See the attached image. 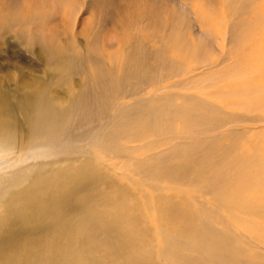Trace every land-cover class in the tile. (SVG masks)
Listing matches in <instances>:
<instances>
[{
	"label": "bare ground",
	"instance_id": "bare-ground-1",
	"mask_svg": "<svg viewBox=\"0 0 264 264\" xmlns=\"http://www.w3.org/2000/svg\"><path fill=\"white\" fill-rule=\"evenodd\" d=\"M15 1L0 4V46L9 39L14 47L26 46L39 70H0V264H149L139 225L151 220L141 215L140 222V210L128 201L137 191L122 180L140 189L148 205L182 187L216 197V210L198 226L187 209L158 207L156 232L169 254L178 251L172 264H264V225L251 220L264 217V206L249 196L257 188L253 193L264 199V154L253 136L264 131L257 126L264 116L251 115L252 103L238 113L222 106L228 100L223 90L239 95L245 81L252 88L242 97L258 96L254 101L264 106V76L252 84L247 71L241 79L229 70L236 63L228 50L239 49L241 24L237 38L219 31L220 20L233 21L230 12L243 0H166L159 6L155 0H84L98 19L77 25V18L66 20L65 9L55 14ZM259 1L249 0L251 9ZM191 18L197 23L192 33L173 48L174 27ZM52 23L63 30L33 33ZM72 23L80 30L72 32ZM216 32L222 37L212 40ZM204 42L219 58L210 66L218 72L203 84L192 78L203 70L197 53ZM112 170L118 179L107 175ZM94 221L102 222L95 235ZM248 226L260 229L241 234Z\"/></svg>",
	"mask_w": 264,
	"mask_h": 264
},
{
	"label": "rangeland",
	"instance_id": "rangeland-1",
	"mask_svg": "<svg viewBox=\"0 0 264 264\" xmlns=\"http://www.w3.org/2000/svg\"><path fill=\"white\" fill-rule=\"evenodd\" d=\"M102 1H104V0H98V2H102ZM3 2L6 5L9 4V0H7V1L6 0H0V4L3 3ZM11 2H12V4L14 2L16 3L15 0H13V1L11 0ZM24 2L28 6L37 5L36 8H38L39 10H41V8H40L41 5H42V7L44 8L45 11H47L49 8H52L53 10H55V14H58V10L59 9H65L64 13H65L66 20H69V18L72 17V21H70V22H73V20L77 18L78 20L76 19V25L80 21L82 23V22H87L89 20V21H93V23H94L98 19V14L97 15L96 14L95 15H91V13L89 11H87L88 9H87V6H85L86 4H84V0H71L68 3H66V2L60 3L57 0H24ZM166 2H167L166 0H155V5L159 6V5L165 4ZM193 3L194 2H192V4ZM9 6L11 7V3H10ZM16 6H14L11 9H9L10 12H9V10H5V13H3V15L7 16V14H8V17H10L13 13L17 12L16 11ZM20 6H21V4H20ZM170 6L172 7V5H169L168 7H170ZM250 6H251V2H249V0H243L242 3L238 4V7H236L235 9L233 8L234 9V10H232L233 12L231 11L230 13H234V20L231 21L228 17H226V19H224V21L220 20L221 23L219 24L220 25L219 31L222 32V30H223V32H222L223 34L222 35L226 34L227 31H228V34H227V39L228 40H230L232 38H237L238 35L236 33V26L238 24H241L239 27L242 28V32H241V35L238 36V37H243L242 43L240 44L239 49H237V48L235 49V46L232 45V46L229 47V50H228L229 53L232 54L231 55L232 59H234L235 63H236V66L231 67L229 70L232 72V74H236L237 77L238 78L240 77L241 79H243L242 77H245V76H242V73L247 71L248 74H246V75L252 76V80L253 81L251 80V82L253 84L254 80H257L258 75L261 76V77L264 76V70H263L264 66L262 65V64H264V0H260L259 1L258 5H257L258 8L251 9ZM3 7L7 9V6H3ZM198 7H199V10H202L203 13H205V14L208 13L207 12L208 11L207 8H205L203 6L202 7L198 6ZM249 7L251 9L250 12L252 11V14L258 15L257 17H259V18H257L256 16L254 17L251 14H249V12H248L249 11L248 10ZM99 9L100 10L98 11V13L99 12L102 13V11L104 10L102 8H99ZM164 9H166V8H164ZM210 9L213 12L214 9H216V8L211 7ZM26 10H27V8H25L24 12ZM170 11H174V10H170ZM24 12H23V14H24ZM192 18H191V20H186V19L184 21L181 20L180 23L177 25V27L176 26L174 27L175 38L173 40V46H172L173 48H175L177 46H180L181 40L182 39H187V37H189V35L192 33V30H193L192 27H195L196 24H197L195 21H193ZM238 18H240L239 21H237ZM222 23L224 25H222ZM227 23L229 24V28L228 29H227V25H226ZM76 25L73 26V23H72V25H71L72 32L80 30L79 26L76 27ZM210 25H211V23L209 24V27H208V25L206 26V29H211ZM27 27H28V25H27ZM67 27H68V25H67ZM169 29H168V32L170 31ZM28 30L30 32V28H28ZM50 30H53L55 35H57L58 30L60 31V30H63V29H60L58 26H56V23H52V24L49 25V27H47L45 25V27L40 29V30H37L34 27L33 28V33H37V34H40V35L43 34L44 35V34H47ZM127 32H128V30L125 31V33H127ZM231 32H232V34H231ZM118 33L121 34L120 31H118ZM234 33H235L236 37L234 36ZM248 34H250L251 36L248 35ZM125 35H126L125 36V40H126V38L128 36V33L125 34ZM222 35H221V33L219 35L216 32L215 35L211 34V37H213L212 40H216V39L218 40L219 38L222 37ZM253 37H254V39H253ZM64 38H67V35H65ZM7 39H8V37L5 40H7ZM80 40L81 41L84 40L83 34L80 36ZM245 41H247V42H245ZM252 41H254V42H252ZM219 42H221V41H219ZM14 45H17L15 40L14 39H9L8 44H4V45L0 46V70L1 69H3V71L7 70L8 72H11V73L16 71L15 68H18V69L22 68L24 71H34V70L38 71L39 69H36V67H35L36 63H37V58L35 56H31V55L28 54V52H30V49L26 48V46H23V45H21V47H14ZM201 46H202V51L197 53V54L201 53L200 54L201 59L198 60L197 67H198V69H203V70L198 72L192 78V80L195 83H203L204 84L205 81L211 76V74H215V73L218 72L217 70H211L210 66H212L213 63L216 60L218 61L219 55L216 52H214V47L212 45H208L206 42H204V43L201 44ZM247 49L248 50L249 49L250 50L253 49V50L252 51H250V50L248 51ZM226 54H228V52H226ZM253 55H254V57H253ZM18 57H20V60H17V61L13 60V58L19 59ZM45 57L46 56H42V59L45 60L44 59ZM22 59L25 60V62H28V64L24 63L22 61ZM238 59H239V61H237ZM249 60H250V62H249ZM244 64L245 65L248 64L249 66L247 65V67H246ZM255 64H257L256 66H258V67H256ZM202 65H203V68L201 67ZM28 66H30V67H28ZM208 66H209V68H208ZM34 67H35V69H34ZM255 67H256V69H255ZM258 68H260V70H257ZM223 69H225V68H223ZM253 69H255V70H253ZM221 70H219V71H221ZM248 70L251 71V72H249ZM233 71H234V73H233ZM33 74L34 75H40L37 72H34ZM0 75H1V73H0ZM10 83H11L10 84V88L11 89H9V91L13 92V91H15L14 85H13V83H15V82L11 81ZM221 83H223V82H221ZM245 83L247 84L246 81H245ZM246 84L242 85V86H245L246 88L243 87V89H240L239 92H241V94L243 93L244 89H251L252 88L250 85L248 86V84L247 85ZM219 86H221V84ZM249 87H251V88H249ZM212 89L214 90L213 93L215 94L216 88L213 87ZM226 91H227V93L225 94ZM234 91H236L235 94H234L235 96L231 95ZM237 91L238 90H234V88H230L228 90L227 89L223 90V92L225 94L224 98L228 99V100H225V102L222 103L223 105L221 104L224 108L227 107L226 109L229 108V109L234 110L235 112L238 113L239 111H241L243 109L245 110V108H247V107H245L247 105V103H252L250 108H249L250 111L252 112L251 115H253V116H257V115L264 116V112L258 111V109H260L263 106V104L260 102L259 105H258V104H256V102H259V101H254L255 99L257 100L260 97L253 95L254 98H255L254 100L252 98H248V97L243 98L241 94H239L241 96V97H239V95L237 94L238 93ZM181 92L185 93V94L191 93V91H181ZM229 96H230L231 99L229 98ZM216 99H217V97H216ZM238 104H240V105H238ZM243 104H246V105H243ZM238 107H239V109H238ZM255 108H257V109H255ZM175 126H177L178 129H180V124L179 123L178 124L176 123ZM257 126L263 127L264 124H259ZM174 128H176V127H174ZM260 133L253 134V136H255V139H257L259 137L258 138L259 142L257 141V143L259 144V145H257L259 147V152L258 153L259 154H264V150H263V153L260 151L261 149H264V131H262V129H260ZM139 144L141 145V144H143V142H140V143H138L136 145H139ZM260 145H261V147H260ZM140 155H142V154H140ZM110 160H112V159H109V161ZM108 163L110 164V162H108ZM262 164H263L262 173H264V162ZM257 167L258 166L254 162L255 170L257 169ZM115 171L117 173H119V170L116 169ZM116 172H114V170H112L111 172L108 171L107 175L108 176H111V175L115 176L118 179V176H117ZM121 184H122V186H126V187L129 185L128 187H129L130 191H132V190L133 191H137V192L132 194L133 196H131L129 194L130 197L128 198V201L131 203L130 205L134 204L135 207L140 210L139 211V216H140L139 220H140V222L142 223L144 221V218L142 216H144V217L146 216L147 218L149 217V219L151 220V222H149V223H146V224H143V225H141V224L139 225V232H140L141 238L143 239L142 242H143V245H144V248L142 249V251L144 253H146L148 255V257L150 258V261L152 263L148 262L149 264H172V261L174 259L173 257L175 255V253L178 252V251H176V252H173V254H169L166 251V247H164V242L165 241L163 242L162 237L158 236V233L156 232L157 227H158V223L156 222L155 218L158 219V207L160 205H161L162 209H164L163 206H166V209L170 210V207L173 206L175 209L177 208V211H179L180 209H185V210L187 209L189 211L188 214H191L193 212V214L195 216V222H196L197 226L200 225L201 220L205 218L204 216L207 215V212L209 210L210 211L211 210L214 211L217 208V200H216L215 196L212 197V196H209L208 194L204 195V194H202L200 192H197V190L194 189L193 187L192 188L182 187V189H174V190H172L170 192H167L165 194V196H163L164 199L163 200L161 199V203H158L155 200H153V201L151 200L149 205H152L154 207V210H150L152 207H150L148 205L149 201L142 202L144 200L139 198V196L144 194L143 192H139L140 189L134 188V186L127 180H122ZM261 185H264V183L261 184ZM143 189H145V188L143 187ZM256 189L253 190V192L256 191ZM253 192L249 196L255 201V203L257 205L264 206V199H259L260 198V193L259 194L258 193L254 194ZM149 197H150V195H149ZM263 198H264V195H263ZM260 212H262V211H260ZM160 214H162V213L160 212ZM219 216H221V213L219 214ZM71 218H74L77 222L82 220L81 218H77V214H71ZM227 219L228 218H226V220ZM251 220L255 221L256 223L258 222V224L261 223L262 225H264V217L251 218ZM212 223H215V222L213 221V222H211V224ZM101 226H102V222L101 221H99V222L94 221L92 226H91L92 227L91 228V230H92L91 233L95 235L96 231H99V228H101ZM121 229H124V226H121ZM258 229H260V228H254V227L248 226V227H246L244 229V232H240L241 228H239L240 231L237 229L236 232L237 233L240 232L241 234H247V236H250V234H251V233L249 234L250 231H254V230H258ZM261 233L264 234V232H261ZM257 235L261 236L260 232H257ZM261 243H262V246H264V241H262ZM248 249H251V247H249ZM254 252H256V250ZM169 255H172V256H169ZM248 257L249 256H246V257H244V259H250L249 261L253 260L252 259L253 255H252L251 258H248Z\"/></svg>",
	"mask_w": 264,
	"mask_h": 264
}]
</instances>
